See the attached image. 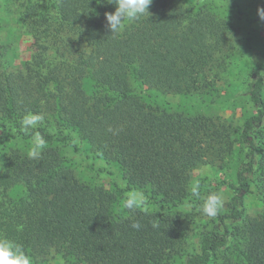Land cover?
<instances>
[{
	"label": "trees",
	"instance_id": "1",
	"mask_svg": "<svg viewBox=\"0 0 264 264\" xmlns=\"http://www.w3.org/2000/svg\"><path fill=\"white\" fill-rule=\"evenodd\" d=\"M213 1L153 0L149 15L117 34L106 26L105 14L115 11L108 0L22 3L18 20L48 52L11 71L0 67V236L22 245L33 264L57 256L76 264H170L176 255L182 264H264V211L247 212L251 196L264 205V65L249 71L253 111L240 126L145 100L150 89L202 93L222 80L240 38L236 22L259 19L264 0L251 10ZM1 10L0 0V23ZM27 112L45 115L36 129L47 142L39 160L6 148L30 150L31 136L19 130ZM66 147L84 151L92 166L104 162L108 180L78 179ZM203 164L222 175L200 179L196 196L192 171ZM214 183L230 197L198 248L186 252L201 186ZM132 190L143 191L152 210H128L123 201L115 213ZM137 221L139 230L131 226Z\"/></svg>",
	"mask_w": 264,
	"mask_h": 264
},
{
	"label": "rangeland",
	"instance_id": "2",
	"mask_svg": "<svg viewBox=\"0 0 264 264\" xmlns=\"http://www.w3.org/2000/svg\"><path fill=\"white\" fill-rule=\"evenodd\" d=\"M1 0V23H0V67L7 71L14 70L28 60L32 54L38 52L40 55L48 52L47 45L37 46L33 44V32L26 25L18 20V11L22 3L27 0ZM40 0H36L39 2ZM42 1V0H41ZM213 1V0H211ZM245 7L252 9L255 0H235ZM214 4H224L226 0H214ZM240 27L239 39L235 41V47L229 49V69L222 75V80L217 82V86L212 91L202 93L179 94L162 93L155 89H150L152 96H146L145 100L153 106H160L170 112H180L185 115H206L213 118L222 119L235 126H240L247 115L253 111L248 92L249 71L253 66L264 65V21L238 20ZM46 79L50 85H54V76L48 74ZM90 81H86L88 90ZM264 94V91H263ZM77 144L84 146L85 142L77 137ZM10 147H19L24 152L29 151L25 144L16 145L9 143ZM87 152V151H86ZM62 153L69 158V164L74 169L75 175L81 181L89 183L106 182L108 178L101 171L105 166L101 160H95L85 156L84 151H74L72 147L62 148ZM233 167V164L232 166ZM115 179L120 180L121 173L117 166L113 165ZM222 169L210 164H203L192 171V184L199 182L205 176L219 177ZM191 184V186H192ZM222 191L225 201L230 197V193L223 187L214 184H204L201 186L200 202L193 212L197 215L196 220L191 224L188 231V238L184 245L185 251L197 249L199 240L204 230L211 226L213 218L201 213L200 204L202 197L210 192ZM125 198L114 205V212L122 209ZM152 208L147 207V211ZM264 211L263 202L255 195L247 200V212L249 215H256ZM45 264H76L73 259L66 260L61 256L48 261ZM170 264H182V256L176 255Z\"/></svg>",
	"mask_w": 264,
	"mask_h": 264
},
{
	"label": "clouds",
	"instance_id": "3",
	"mask_svg": "<svg viewBox=\"0 0 264 264\" xmlns=\"http://www.w3.org/2000/svg\"><path fill=\"white\" fill-rule=\"evenodd\" d=\"M108 3L115 5V11L106 13V26L112 34H117L126 22H135L145 15H149L150 5L153 0H108ZM257 14L261 21H264V6L258 7ZM43 113H25L19 122V130L24 135L31 136V148L27 155L29 159L39 160L42 157V150L46 148L47 142L44 136L37 131L38 127L44 122ZM109 132L116 134L121 129L114 130L108 128ZM200 184L198 181L191 186L193 195H199ZM200 204L201 213L207 217H216L224 207L225 196L222 191L210 192L202 197ZM124 208L132 211H147L148 197L143 191L132 190L124 199ZM132 228L139 230L141 224L137 221L132 223ZM154 228L158 224L152 225ZM0 264H33V258L28 255L23 246L7 237L0 236Z\"/></svg>",
	"mask_w": 264,
	"mask_h": 264
}]
</instances>
